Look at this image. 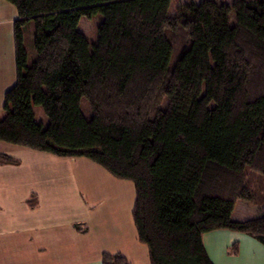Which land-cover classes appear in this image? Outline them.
<instances>
[{"label":"trees","instance_id":"trees-1","mask_svg":"<svg viewBox=\"0 0 264 264\" xmlns=\"http://www.w3.org/2000/svg\"><path fill=\"white\" fill-rule=\"evenodd\" d=\"M5 1L17 11L16 80L4 93L0 141L82 157L131 181V218L150 264H213L202 236L218 229L264 245V213L231 219L237 199L264 197V0L186 1L172 15L170 0ZM97 14L93 43L78 24ZM101 263L127 260L103 253Z\"/></svg>","mask_w":264,"mask_h":264},{"label":"crops","instance_id":"crops-1","mask_svg":"<svg viewBox=\"0 0 264 264\" xmlns=\"http://www.w3.org/2000/svg\"><path fill=\"white\" fill-rule=\"evenodd\" d=\"M4 5L0 0V17ZM15 18L0 21V117L4 93L16 80ZM0 154L17 161L0 162V264H102L103 253L150 264L131 218L134 189L126 226L105 201L104 182L115 178L96 163L4 141ZM202 241L213 264H264V245L247 234L218 229Z\"/></svg>","mask_w":264,"mask_h":264},{"label":"rangeland","instance_id":"rangeland-1","mask_svg":"<svg viewBox=\"0 0 264 264\" xmlns=\"http://www.w3.org/2000/svg\"><path fill=\"white\" fill-rule=\"evenodd\" d=\"M3 1L4 5V10L3 14L0 17L5 18L6 16H17V11L16 8L10 4L9 2L5 0ZM186 1H192L195 3L200 2V0H170L169 8H168V14L172 15L177 7L186 2ZM230 2L231 0H224ZM6 7H8V10H6ZM230 21H233L234 19V13H230ZM100 15L97 14L89 19L87 18H80L79 24H78V29L79 31L83 32L86 37H88V40L90 42H95L96 41V28L97 24L100 22ZM1 26V24H0ZM33 29H34V23L33 21H29L25 24L24 29H23V35H24V46L26 50L28 51V62H31L32 59L34 58V48L32 44V37H33ZM64 47V41L61 40L57 50L55 52L53 61L50 65L51 70H56L58 63L61 58V53ZM81 108L82 111H84V108L89 111L88 104L85 99L81 100ZM34 113H35V119L38 122H46V117L45 114L40 106H35L34 107ZM44 120V121H43ZM100 167V166H97ZM101 171L103 169L100 167ZM105 171V170H104ZM88 174H91L92 176L94 175L93 171L91 170L88 172ZM247 175V180L260 184L263 182V179H260V176L250 172L246 171ZM114 179V178H113ZM264 185V182H263ZM103 190L105 191V201H107V205H109V209H112L114 213L117 214V216L120 218L121 222L125 224L126 226L128 225V220L130 218V206L132 202V192H133V184L131 181L128 180H117L114 179V182H104ZM99 198V201H102L100 198L104 197L101 196L99 197L98 195H93L92 198ZM104 203V201H102ZM264 213V197L261 196V200L259 199L258 202H252V201H245L241 199H237L234 204L233 211L231 213V219L232 220H244L248 218H252L255 216H258L260 214Z\"/></svg>","mask_w":264,"mask_h":264}]
</instances>
